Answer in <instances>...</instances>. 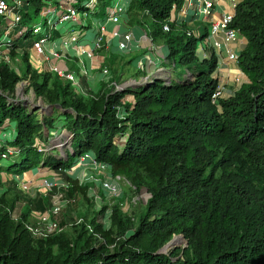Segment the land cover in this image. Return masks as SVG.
Listing matches in <instances>:
<instances>
[{
	"label": "trees",
	"instance_id": "trees-1",
	"mask_svg": "<svg viewBox=\"0 0 264 264\" xmlns=\"http://www.w3.org/2000/svg\"><path fill=\"white\" fill-rule=\"evenodd\" d=\"M89 1L24 0L21 23L10 34L11 52L20 53L24 33L33 45L30 24L47 9L61 10L69 2L85 11ZM110 2L98 0L97 17H105ZM184 3L133 0L129 13V18L132 11L141 14L138 24L146 26L153 42L166 45L170 66L179 63L190 71L184 76L175 77L169 69L121 91L104 83L83 95L71 81L46 69L39 72L31 63L20 74L0 64V131L13 127L12 139H1L0 153L12 147L7 160L18 167L8 173L43 168L61 174L71 183L63 189L70 208L86 187L67 172L89 153L131 188L146 187L152 195L136 221L115 201L96 215L80 211L83 221L58 234L35 238L24 222L31 211L50 208L57 188L31 197L19 221L8 211L17 198L4 194L0 264H264V0L236 6L231 27L247 39L238 66L248 81L218 103L212 98L219 85L217 60L214 54L201 58L198 51L207 34L196 38L187 23L170 21ZM167 23L170 30L165 31ZM25 78L46 104L41 111L10 96ZM61 127L70 140L63 144L65 156L44 151L54 138L51 133L58 136ZM108 208L111 227L104 229L98 216ZM181 234L186 247L159 253Z\"/></svg>",
	"mask_w": 264,
	"mask_h": 264
},
{
	"label": "built area",
	"instance_id": "built-area-1",
	"mask_svg": "<svg viewBox=\"0 0 264 264\" xmlns=\"http://www.w3.org/2000/svg\"><path fill=\"white\" fill-rule=\"evenodd\" d=\"M132 1L133 0H111L110 5L107 8V13L103 19H100L96 16L98 0H90L89 2H87V10L85 11H79L78 9L74 8L71 3L66 2L62 6V13L60 15L58 14L59 10L57 9L50 12L46 18L43 17V13L41 16L42 21L34 23L31 28V31L34 34L32 50L34 51L36 56L40 58V62L35 66V69L39 72H42L45 69L51 72H55L61 78H65L71 81L72 85L78 93L87 95L89 91L84 88L80 79L76 76V73L71 70L62 69L56 62L53 61L55 58L60 57V53L57 49H53L51 51H49L48 49L49 43L53 37V30L56 28H61V26L64 25H70V29L68 31L71 34L67 37L69 43H78V41L80 40V37L82 35H79V33H77V31H80V29H77L79 25H81V28H85L86 31L93 30L95 32L94 51H90L87 53L90 57H92L95 50H102L104 47H106V43H108L107 33L109 24L123 27L127 25L129 21V12ZM191 1L192 0H185V3L180 11L186 13V10H188V8L192 6ZM23 5L24 0H0V17H2V19L7 22L5 31L0 34V51L2 52L10 49V34L12 30L21 23V10L23 8ZM175 11L176 10L172 12L170 21H175ZM201 11L205 15V17L210 18L213 13L211 2H207L202 7ZM233 18L234 13H228L225 14L221 19H211L209 38L211 40L210 45L214 49L218 50L219 52H223L225 58H227L228 61L238 64L240 54L227 47V45L231 41L235 40L237 38V35L240 33L238 29L231 27ZM164 30H170L168 23L164 25ZM191 33L196 35L194 31L190 32V34ZM221 34L224 35V38L220 39L219 36ZM112 37L118 38V48L123 54L127 53L130 50V44L134 39L133 31L130 28L125 27L122 30H115L112 34ZM145 37L150 38L147 31ZM150 40L152 41L151 38ZM63 43L66 42L64 41ZM224 48L225 50H223ZM84 52L85 51H83V53ZM15 69L19 74L21 73L20 67ZM99 69L101 70L102 80L110 88H112L113 92L121 91L127 87L142 84L147 80L152 79L153 77L164 76L168 72L166 68L160 66L152 74L142 78L141 80L128 79L125 81H118L113 78L109 66L102 63L99 65ZM79 72L82 76H91V71L83 61L80 62ZM189 72L190 71L187 70V73ZM26 82L30 84L29 80H26ZM225 96V87L219 83L212 96L213 102L218 103L219 100L221 98H224ZM8 136L9 134H6L4 137L0 134V141L2 138L6 140ZM13 152L14 149L10 146H7L6 149L2 150V152L0 153V161L7 160L13 154ZM89 160H92L95 164H97L98 167H100L104 171L109 172L111 178L110 182L105 183L107 187H111L113 183H116L117 181H120L122 179L121 176H114L112 174L111 166L109 164L97 163L89 153L84 154L77 159V161H79V164ZM47 186H49L50 190H52L53 186H51V184H47ZM55 195H57V197ZM55 195L54 200L52 198V203L48 210L44 212L33 210L31 213L32 219L24 222L25 228L35 238H47L64 231L70 225H73L75 223L78 224L83 221V219H77L76 222L70 225H63L60 221H58V217L65 209L68 208L69 202L67 199H62V194L57 193ZM14 218L16 220L20 219L16 216H14ZM89 228L92 230L91 226H89ZM98 236L102 239L101 235Z\"/></svg>",
	"mask_w": 264,
	"mask_h": 264
},
{
	"label": "rangeland",
	"instance_id": "rangeland-1",
	"mask_svg": "<svg viewBox=\"0 0 264 264\" xmlns=\"http://www.w3.org/2000/svg\"><path fill=\"white\" fill-rule=\"evenodd\" d=\"M53 10L55 9L50 8L49 10L45 11L43 17L46 18L49 15V13L52 12ZM61 13L62 10H59L58 14L60 15ZM140 16L141 14H139L138 12L131 13V19H132L131 24L133 25L134 21L135 24H138L139 21H142L143 18ZM41 21L42 18L39 17L35 22L30 24L29 28H32L34 23H38ZM6 27H7V22H5V20H3L2 17H0V34H2L5 31ZM63 29L64 31H68L70 29V25H66ZM77 29H81V25H79ZM14 30L15 29H13L12 32ZM205 30L206 28L202 27V33H204ZM57 33L60 34L63 33L62 29L57 30ZM77 33H79V35L83 34L80 31H77ZM195 36L197 38L200 36V34L196 33ZM19 42L21 44L20 53L13 54V52H11L12 51L11 48L9 50H6L5 52L0 51V64L6 63V64H10L14 68L20 67L22 69V73H26L29 63L33 65V61H35L34 59L36 58V56L31 48L32 47L31 44L28 43L25 33L19 39ZM26 54H29L30 57L29 60L25 58ZM59 60L60 59H58L56 63L61 67V63L63 65V62L60 63ZM60 61H65V60L61 59ZM64 65L65 67H61L62 69L64 68V69L75 70L76 76L80 79L81 83L85 87H88L86 77L82 76L79 72L80 64H78L75 60H73V61H67V63ZM165 67L167 70L172 69V73L175 77L179 75L184 76L187 72L185 67L181 66L179 63L177 68H173V66H170L168 63H165ZM109 68L111 70V67ZM236 79L239 81L240 78L236 77ZM26 80L28 79L27 78L22 79L17 83L15 91L10 95L11 98L17 101L25 102L30 105H35V107H41V108L46 107V104L43 101V99L36 95L35 90L31 85V82L30 84H28ZM119 81H122V79L119 78ZM92 85L93 87H95V84ZM95 89H97V87ZM94 92L97 91L95 90ZM62 122L65 123L64 120ZM12 131H13V127L11 126L9 129L1 130L0 134L3 135V137L6 134H9L8 138H10L9 140H11L12 139L11 137L13 136ZM60 131L61 134H59L58 136H55L53 135L54 133H51V135L54 136V138L52 140L49 139L50 145L47 149L44 148L43 149L44 151L58 150L60 151L61 154H63V156H65L68 147L63 146V144L65 141H68L67 145H69L70 140H68L65 137L66 132L63 130L62 127ZM53 147L56 149H52ZM3 161L4 162L0 164V176L3 180L2 183H0V206H1L2 196H4V194L8 193L9 194L8 197L12 196L13 198H17L13 204V207L8 206L9 207L8 211L14 221H19L22 218V214L25 208V203L31 197L35 196L38 192H42L43 194H48L50 191H52L50 190L49 186H47V184H51L53 188L56 187L57 188L56 194L59 193L64 195L62 199L70 198L65 195L63 189L64 188L69 189L71 187V183L64 180V177L61 176V174L59 175V173L50 170L51 172L48 173L47 175L41 177H35V180L30 181L28 178L32 173L31 170L21 175L10 174L8 172L14 173L17 170L18 168L17 165L12 166L9 160L7 161L3 160ZM77 163H78L77 169L74 167L69 169V171L71 173L76 174L75 176H77V179L81 182V185L86 187L85 194L82 193L81 196L78 197L77 204L75 203L74 205L70 206V208L68 207L67 209H65L62 212V214L58 217V221H60L64 225L65 224L70 225L74 223L78 219V217L81 218V215L79 214L80 211L90 210L91 213H94L96 215L99 212V210H101L106 204L111 205L115 201L122 203L123 210L127 214H129L133 218V220L136 221L138 219L139 214L145 210L146 204L150 199V197L152 196L146 187L140 190L137 189L135 190L134 188L130 187L131 183L125 178H122L120 181L113 183L111 187H107L105 183L110 182V178H111L108 171H104L103 169L98 167L97 164H95L92 160L84 161L83 163L80 164L79 161H77ZM7 190H9V192ZM125 192H127L128 194H125ZM55 196L57 197V195ZM55 196L53 197V200ZM31 213L28 217V220L32 219ZM111 213H112L111 208H108L104 212V214L98 216V222H101L103 224L104 229H109L111 227ZM14 216L20 219L16 220ZM176 239H179L178 243L173 242ZM171 241H172L171 246L164 249L163 250L164 253H168L173 249H182L188 245L187 239L182 234L174 236Z\"/></svg>",
	"mask_w": 264,
	"mask_h": 264
},
{
	"label": "crops",
	"instance_id": "crops-1",
	"mask_svg": "<svg viewBox=\"0 0 264 264\" xmlns=\"http://www.w3.org/2000/svg\"><path fill=\"white\" fill-rule=\"evenodd\" d=\"M241 1L243 0H192V6L186 10V13L177 10L174 14V19L177 24L187 23L188 28L194 31L195 34L199 33L200 36L202 34H207L199 43V56L201 58H203V56L210 58L214 54L218 64L215 75L218 77L219 83L225 87V97L231 96L240 88L243 83L248 81V78L240 70L238 64L228 61V59L225 58L223 52H219L210 45V25L211 19L218 20L221 19L225 14L235 13L236 6ZM207 2H211L213 9V13L210 18L205 17L201 11L202 7ZM98 18L103 19L104 17ZM131 23L132 19L129 18L127 25L124 27L109 24L107 33L108 43H106V47H104L102 50H95L92 57H90L87 53L94 51L95 32L93 30L86 31L85 28L80 29L83 34L80 37L78 43L68 42L69 40L67 37L70 36L71 33L69 31H64L63 28L66 25L61 26V28L54 29L53 37L49 43L48 49L49 51L53 49L58 50L60 57L55 58L53 61L57 62L58 59H64L65 61L59 60L60 63L63 62V65L61 63V67H65L64 64H66L67 61L73 60H75L78 64L83 61L87 65L88 69L91 71V76L86 77L88 87L83 85L87 91H99L105 83L102 80L101 70L99 69V65L102 63L111 67V70L114 73V75L112 73V76L114 79H118V81L119 78H121L122 81L128 79L141 80L142 78L152 74L160 66L166 68L165 63H168L166 57L169 52L165 44L159 41L153 42L149 37H145L146 26L142 27L139 24H135V21L133 25ZM125 27L130 28L133 31L134 39L130 44V50L123 54L118 48V38L112 37V34L115 30H122ZM202 27L206 28L204 33H202ZM59 29H62L63 33H57V30ZM219 38H224V35L221 34ZM64 41L66 43H63ZM246 45L247 39L244 37V35L239 33L237 38L231 41L227 47L240 54ZM223 50H225V48ZM83 51L85 52L83 53ZM34 60L35 61H33L32 66L35 68V66L39 64L40 58L36 56ZM65 70H71L75 72L73 69ZM236 77L240 78L239 81L236 79ZM92 84H95V87H93ZM96 87L97 89H95ZM75 168L77 169V166ZM50 172L51 171L49 169L37 168L32 171L28 179L30 181L35 180V177L45 176ZM67 173L71 177L77 178V176H75L76 174L71 173L70 171Z\"/></svg>",
	"mask_w": 264,
	"mask_h": 264
},
{
	"label": "water",
	"instance_id": "water-1",
	"mask_svg": "<svg viewBox=\"0 0 264 264\" xmlns=\"http://www.w3.org/2000/svg\"><path fill=\"white\" fill-rule=\"evenodd\" d=\"M47 107H48V109H51V110L54 109L53 106H47ZM36 108H40L39 110H42L41 107H36ZM171 243H172V241H170L161 251H159V253L164 252L163 250L166 249L167 247L171 246Z\"/></svg>",
	"mask_w": 264,
	"mask_h": 264
}]
</instances>
